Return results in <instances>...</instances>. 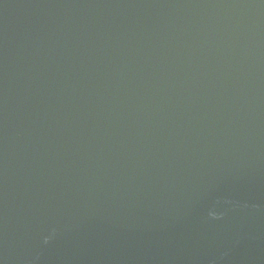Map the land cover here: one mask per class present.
<instances>
[{"label":"water","instance_id":"1","mask_svg":"<svg viewBox=\"0 0 264 264\" xmlns=\"http://www.w3.org/2000/svg\"><path fill=\"white\" fill-rule=\"evenodd\" d=\"M0 264H264V0H0Z\"/></svg>","mask_w":264,"mask_h":264}]
</instances>
